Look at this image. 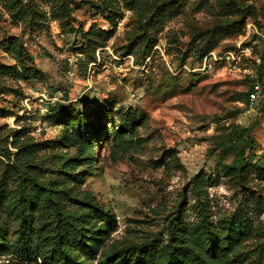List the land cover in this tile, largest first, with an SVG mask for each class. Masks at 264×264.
I'll return each mask as SVG.
<instances>
[{
	"label": "rangeland",
	"instance_id": "obj_1",
	"mask_svg": "<svg viewBox=\"0 0 264 264\" xmlns=\"http://www.w3.org/2000/svg\"><path fill=\"white\" fill-rule=\"evenodd\" d=\"M20 1L34 15L15 22L0 4V42L21 41L26 66L43 77L0 78V264H52L54 232L31 234L45 260L13 247L28 222L67 209L92 250H76L78 260L171 243L177 228L228 240L199 246L220 264H264V0H178L152 19L150 5L129 9V0ZM206 43L249 54L236 70L192 75ZM0 63L14 61L0 50ZM237 126L253 137L245 156L255 166L241 173L228 169ZM84 127L94 133L91 171L82 160L72 168L77 150L66 143ZM232 220L246 228L231 233Z\"/></svg>",
	"mask_w": 264,
	"mask_h": 264
},
{
	"label": "trees",
	"instance_id": "obj_2",
	"mask_svg": "<svg viewBox=\"0 0 264 264\" xmlns=\"http://www.w3.org/2000/svg\"><path fill=\"white\" fill-rule=\"evenodd\" d=\"M178 3V0H129L126 7L129 9L148 8L150 5L151 12L149 18L152 19L155 15L165 16V7H173ZM0 4L8 12L10 18L15 22L23 23L27 18L30 20L34 11L29 6H26L20 0H0ZM64 5V4H62ZM69 10V9H68ZM234 25V22L230 23ZM206 43L199 49V54L196 57V65L201 61L202 57L212 50ZM0 50L8 54L14 61L11 65L0 63V78L11 79L15 81H30L43 77V73L33 66H26L27 52L21 41L16 37H8L0 42ZM260 60L262 56L258 57ZM192 75L197 73L191 72ZM252 90V87L250 91ZM249 91V92H250ZM61 118L62 113L55 114L54 118ZM131 117L122 118V127L131 128ZM251 127L237 126L229 134L231 148L234 151V158L228 169L239 172L255 166L247 161L245 156L246 151L253 143L251 136ZM93 131L88 128L78 129L76 134L68 135L66 143L68 146H75L78 158L72 160L70 165L72 168H77L80 160L86 163V168L91 171V151L94 148ZM16 137H14L12 145H15ZM240 145V146H239ZM45 193L50 197H54V193L49 188H43ZM99 215H108V211L98 209ZM42 222V223H41ZM246 225L241 221L232 220L230 222V232L235 229L244 230ZM21 230L20 235L14 245V253L17 257L26 259L30 256H37L45 260V254L40 253V249L33 242L31 234L36 235V239L49 238L51 232H54L53 245L49 249L48 260L52 264H93L87 259L76 258V250H79L78 255L84 256L92 253L91 246L87 244L86 233H82L78 228L74 211L65 210L59 213H53L49 217H41L37 224L28 222ZM172 242L161 246L148 243L146 250H141L139 244L134 243L126 247L119 248L106 254L96 264H220L217 256L205 254L199 250V246L213 247L215 243L228 245V240H217V237H212L211 232H206L204 236H194L187 239L182 232L177 228L169 232ZM89 234V233H88ZM78 243V245H77ZM98 244V243H97Z\"/></svg>",
	"mask_w": 264,
	"mask_h": 264
},
{
	"label": "built area",
	"instance_id": "obj_3",
	"mask_svg": "<svg viewBox=\"0 0 264 264\" xmlns=\"http://www.w3.org/2000/svg\"><path fill=\"white\" fill-rule=\"evenodd\" d=\"M249 54L247 49H243L242 47H237L235 50H224L220 52L209 51L207 52L195 66L192 68L191 72H204L208 71L215 64H226L230 69L236 70L239 68L240 63L243 61L244 56ZM255 62L257 64L260 63V58H255ZM259 85L253 84L252 90L249 92L248 101L250 105L254 103L258 96Z\"/></svg>",
	"mask_w": 264,
	"mask_h": 264
}]
</instances>
